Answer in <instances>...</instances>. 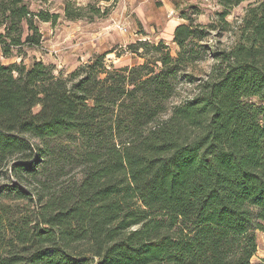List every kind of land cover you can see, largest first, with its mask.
<instances>
[{
    "label": "trees",
    "instance_id": "obj_1",
    "mask_svg": "<svg viewBox=\"0 0 264 264\" xmlns=\"http://www.w3.org/2000/svg\"><path fill=\"white\" fill-rule=\"evenodd\" d=\"M49 1L0 0L5 58L40 47L41 23L102 10L32 7ZM214 1L224 31L249 2L231 52L200 46L189 18L175 57L140 41L129 50L145 63L131 68L107 54L66 77L35 58L0 63V179L15 181L0 186V264H264L252 262L264 233V0ZM206 49L210 79L170 110L178 75Z\"/></svg>",
    "mask_w": 264,
    "mask_h": 264
},
{
    "label": "rangeland",
    "instance_id": "obj_2",
    "mask_svg": "<svg viewBox=\"0 0 264 264\" xmlns=\"http://www.w3.org/2000/svg\"><path fill=\"white\" fill-rule=\"evenodd\" d=\"M65 0H50L46 5L33 4V8H50L52 13L61 11V4ZM76 7H87L88 4L101 10L100 15L87 11L84 20L65 21L58 19L55 25L49 23L39 24L43 41L38 48H26L23 55L15 52L12 58H5L0 48V63L12 65L20 63L25 58V64L35 58L54 68L55 74L68 76L81 65L86 64L94 55L107 54L106 64L114 67H132L143 65L145 60L140 54L129 50L130 46L140 41L158 44L163 41L175 57L179 48L173 44L172 31L175 26L187 24L186 19H192L206 38L199 45L206 48H219L221 51L231 52L239 43L240 26L249 8V2L234 7L226 17L227 30L219 23L217 14L222 7L214 0H111L95 2L94 0H71ZM107 9V10H106ZM120 27L126 28L123 32ZM27 53V54H26ZM139 53H145L141 50ZM204 54V61L191 64L178 75L176 81V96L169 101L171 110L176 105L184 104L195 98L200 92L199 88L210 79L217 62L211 58L208 49ZM20 57H19V56ZM146 58L155 59L152 55ZM40 107L34 108L36 113ZM15 181L8 176L0 179V186L13 184ZM29 205H26L28 207ZM34 211V204L30 205ZM258 250L253 263L264 260V233L256 232Z\"/></svg>",
    "mask_w": 264,
    "mask_h": 264
},
{
    "label": "built area",
    "instance_id": "obj_3",
    "mask_svg": "<svg viewBox=\"0 0 264 264\" xmlns=\"http://www.w3.org/2000/svg\"><path fill=\"white\" fill-rule=\"evenodd\" d=\"M120 29H121L123 32H127V29H126V28H122V27H120Z\"/></svg>",
    "mask_w": 264,
    "mask_h": 264
},
{
    "label": "crops",
    "instance_id": "obj_4",
    "mask_svg": "<svg viewBox=\"0 0 264 264\" xmlns=\"http://www.w3.org/2000/svg\"><path fill=\"white\" fill-rule=\"evenodd\" d=\"M176 26H177V25H176ZM176 26H175V27H176ZM174 29H175V28H174ZM173 33H174V30L172 31V34H173Z\"/></svg>",
    "mask_w": 264,
    "mask_h": 264
}]
</instances>
